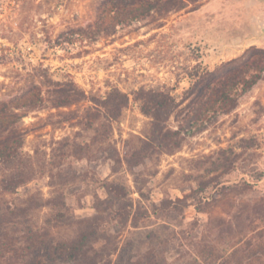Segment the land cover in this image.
Wrapping results in <instances>:
<instances>
[{
	"label": "rangeland",
	"instance_id": "374dc122",
	"mask_svg": "<svg viewBox=\"0 0 264 264\" xmlns=\"http://www.w3.org/2000/svg\"><path fill=\"white\" fill-rule=\"evenodd\" d=\"M101 1L0 0V100H9L31 83L49 97L53 85L39 71L54 81L73 80L87 98L104 96L112 88L130 98L110 128L90 123L92 102L86 99L68 107L47 103L26 112L19 124L29 179L4 199L31 201L30 216L37 228L56 238H70L78 231L77 220L94 213L95 198L105 194L107 182L124 185L134 207L149 210L160 200L189 193L200 179L219 178L224 183L245 179L252 183L250 188L223 196L208 187L203 212L196 210L194 200L186 199L173 218L171 228L176 232L162 227L164 217L151 214L141 223L143 235L153 229L159 238H171L166 264H264V258L243 256L249 243L264 239V220L259 217L264 211V74L232 112L186 136L173 153L149 160L138 183L118 160L150 127L133 92L140 87L162 88L180 98L190 84L186 72L194 65L211 70L249 47L264 48V0L190 1L181 10L121 24L102 23L97 10ZM169 123L176 124L173 117ZM226 155L233 164L216 170ZM255 168L263 173L257 181ZM249 200L258 201L237 218L231 235L203 225L208 218L236 214ZM246 215L253 219V231L244 227ZM128 234L124 230L118 239ZM205 242L213 244L218 258L208 257Z\"/></svg>",
	"mask_w": 264,
	"mask_h": 264
},
{
	"label": "trees",
	"instance_id": "16d2710c",
	"mask_svg": "<svg viewBox=\"0 0 264 264\" xmlns=\"http://www.w3.org/2000/svg\"><path fill=\"white\" fill-rule=\"evenodd\" d=\"M190 1L198 0H102L97 10L103 15L102 23L111 21L121 24L144 20L153 13L163 15L172 10H181ZM79 31L83 34V30ZM186 73L190 84L180 98L162 88L140 87L133 92V98L140 103L141 112L150 118V127L147 135L140 138L139 144L125 150L122 159L118 160L126 164L136 183L149 160L164 153H173L180 148L186 136L206 129L219 116L237 107L239 98L263 78L264 48L252 46L240 57L225 61L215 69L196 64ZM37 74L53 85L49 97L43 94L40 85L31 83L9 100H0V193L3 194L0 198V264H61L64 261L72 264H166L165 254L172 246L171 238H159L153 229L143 235L145 224L141 223L148 221L152 214L164 217L162 227L170 229L174 224V215L183 209L189 197L195 201L197 211H204L202 203L208 197L204 195L208 187L220 196L251 187L252 183L245 179L232 183H224L219 178L200 179L197 187L182 197L160 200L152 204L149 210H140V205L134 207L125 186L111 181L103 185L105 194L95 198L94 213L77 220L78 231L73 237L56 238L50 235L49 230L34 225L30 216L33 207L31 201L19 203L4 199V195L16 193L29 179V167L22 152L24 132L19 124L22 117L26 112L43 108L47 103L55 108L68 107L86 99L92 102L90 123L110 128L130 98L127 92L118 88L110 89L104 96L87 98L73 80L54 81L43 71ZM171 117L176 124L169 123ZM232 164L233 158L226 155L216 163L215 169ZM255 172L256 175H252L254 181L260 180L262 171L255 168ZM136 191L142 195L141 187L136 186ZM249 201L236 214L228 218H208L203 225L208 231L217 229L231 235L237 218H241L251 203L252 208L255 207L258 200ZM259 217L264 220V211L260 212ZM245 220V229L253 231V219L246 215ZM193 224L197 226L199 223ZM124 230L129 234L119 240ZM171 230L172 233L176 232ZM203 246L208 257L218 258L212 243L205 242ZM243 256L249 260L263 259L264 239L259 243H249Z\"/></svg>",
	"mask_w": 264,
	"mask_h": 264
}]
</instances>
